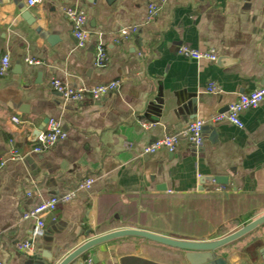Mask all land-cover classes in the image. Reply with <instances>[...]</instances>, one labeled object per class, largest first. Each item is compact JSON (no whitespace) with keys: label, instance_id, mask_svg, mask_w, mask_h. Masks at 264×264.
Returning <instances> with one entry per match:
<instances>
[{"label":"crops","instance_id":"0c3cea01","mask_svg":"<svg viewBox=\"0 0 264 264\" xmlns=\"http://www.w3.org/2000/svg\"><path fill=\"white\" fill-rule=\"evenodd\" d=\"M152 3L158 12L149 19ZM71 6L88 16L84 49L65 14ZM124 28L136 32L123 36ZM100 41L104 67L96 65ZM182 47L218 58H187ZM0 52V62L11 60L0 77V263L59 264L90 239L129 228L217 240L264 215V102L240 115L242 129L209 122L264 87V0H45L34 7L0 0ZM54 78L119 88L73 103L50 88ZM50 119L68 137L36 154L35 133ZM195 119L207 122L202 147L182 140L174 153H144ZM13 148L26 157L10 160ZM87 178L92 188L79 189ZM70 191L76 197L46 214L43 235L32 241L36 223L23 215ZM263 250L264 225L216 254L226 264H264ZM72 264L189 263L183 250L126 237Z\"/></svg>","mask_w":264,"mask_h":264},{"label":"built area","instance_id":"2783aa9c","mask_svg":"<svg viewBox=\"0 0 264 264\" xmlns=\"http://www.w3.org/2000/svg\"><path fill=\"white\" fill-rule=\"evenodd\" d=\"M29 7H34L45 2V0H26ZM158 6L156 3L149 5V19L154 18L157 15ZM67 19L72 25L73 36L76 39L77 47L84 49L91 40V32L88 29L87 22L88 16L86 12L78 7H67L65 9ZM136 30L124 28L121 31V35L128 36ZM179 53L187 58L201 60L208 59L211 61L217 60V55L214 52H200L188 47H182ZM108 61L107 53L104 49L102 41L97 45L96 53V65L98 67H104ZM31 66L41 65L40 61L26 60ZM11 60L8 56L3 57L0 62V77L7 75L10 70ZM50 88L61 94V96L73 103H82L88 99L101 100L109 97L115 93L119 88L118 82H111L107 84H101L92 88L86 87H74L63 83L59 79H52L50 82ZM217 87L215 84H211L209 91L215 92ZM264 102V87L253 90L248 94H242L238 100L229 105L228 110L222 114L216 115L210 119V123L218 125L223 122H229L238 128H244V123L241 120L240 115L252 109H257ZM18 122L17 119H14ZM207 122L203 119H195L190 121L186 127L173 134H168L165 137L157 140L155 143L146 146L144 153L152 154L160 150H167L170 153L176 152L179 143L182 140H186L192 146L200 148L203 146L204 137L203 132ZM68 137L67 133L63 129L61 123L55 119H50L45 129H43L40 135L37 137L36 145L32 152L36 154H43L52 148H54L59 142L64 141ZM26 157V154L13 148L10 152V160L17 161ZM6 165V161L0 163V170ZM94 183L93 178H87L84 180L79 189L89 190ZM76 197V191H70L61 197L53 196L47 200H44L34 207H32L27 213L23 215L25 220H33L36 223L35 231L32 234V241L43 235L45 229V215L53 213L57 210L61 202H70ZM33 247L32 242H27L23 248L25 250H31ZM3 264V263H0Z\"/></svg>","mask_w":264,"mask_h":264},{"label":"water","instance_id":"95a60500","mask_svg":"<svg viewBox=\"0 0 264 264\" xmlns=\"http://www.w3.org/2000/svg\"><path fill=\"white\" fill-rule=\"evenodd\" d=\"M1 54V52H0ZM49 122V121H48ZM43 128H39L35 135L36 138L40 135ZM218 184H222V180L214 179ZM264 225V215L255 219L251 223L242 227L238 231L231 233L230 235L210 241H192V240H180L165 237L162 235H158L149 231L140 230V229H122L118 231H114L99 237H95L90 239L88 242L74 250L71 254H69L63 261L59 264H72L79 257L84 255L86 252L108 243L112 240L126 237H137L141 239H145L148 241H152L167 247L183 250L186 252V259L189 264H226L225 261L220 258L216 252L227 245L243 238L249 233L253 232L257 228ZM264 254V250H263Z\"/></svg>","mask_w":264,"mask_h":264}]
</instances>
